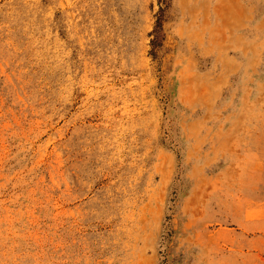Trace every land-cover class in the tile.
<instances>
[{"label":"rangeland","instance_id":"374dc122","mask_svg":"<svg viewBox=\"0 0 264 264\" xmlns=\"http://www.w3.org/2000/svg\"><path fill=\"white\" fill-rule=\"evenodd\" d=\"M0 264H264V0H0Z\"/></svg>","mask_w":264,"mask_h":264}]
</instances>
